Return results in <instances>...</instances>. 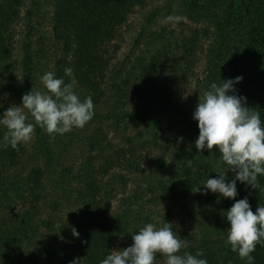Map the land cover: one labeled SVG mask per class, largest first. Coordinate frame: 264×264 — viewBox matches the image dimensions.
<instances>
[{
    "label": "rangeland",
    "instance_id": "374dc122",
    "mask_svg": "<svg viewBox=\"0 0 264 264\" xmlns=\"http://www.w3.org/2000/svg\"><path fill=\"white\" fill-rule=\"evenodd\" d=\"M192 1L143 0L140 6L134 8L120 30L117 49L111 46L109 48L108 77L111 80L113 76L131 78L128 85H120L122 88L118 92V98L107 80L99 95L98 92H86L73 83L74 80L69 75H63L66 83L73 84V90L81 100L92 97L94 116L83 128L74 127L63 135L48 138L54 158L51 167L55 174L53 180L58 182L56 175L63 174L66 177L62 179L66 180L67 186L79 188L81 180L78 177L83 175L82 167L87 160L90 161L86 163V169L93 167L95 171L102 172L100 184L102 188H107L103 191V195L107 197L105 218L115 228L121 229L111 252L130 246L133 243L132 235L146 223H153L159 228L164 222H170L173 231L182 241L178 254H195L196 248L213 244L216 249L227 248V253L223 251L213 260L209 259L210 254L202 257L207 259L208 264H246L225 243L230 227L223 216L226 213L211 206L209 195H213L212 192L201 194L202 184L207 178L218 177L221 173L217 167L223 165L219 156L216 169L211 171L213 176L202 175L200 170L205 166L203 164L211 161L218 148L214 146L210 151H198L194 143L199 129L198 122L193 119V112L199 96L211 85L207 67L209 50L216 40L217 32L211 24L188 19ZM21 2L19 19L15 21L9 34L11 56L6 59L0 55V117L7 108L22 106L21 97L30 91V86L36 91L46 92L41 77L50 71L56 75L57 59L62 57L51 34L52 2ZM222 2L217 13L222 17L232 12L231 17L227 15L224 27L234 40L222 66L228 77H243L242 57L248 34L244 22H239L235 14L240 11L248 12L252 3L249 0ZM175 16L182 19L178 22L168 19ZM26 44L30 45L33 57L30 77L24 67ZM189 45L192 50L187 51ZM153 59L161 62L159 85L175 96L180 107L178 111H165L156 101L151 89L147 88L148 81L146 79L145 82V78L148 76H142V71L152 64ZM173 62L176 65H172ZM26 80L30 82L29 87ZM132 87L141 94V99L135 97L136 103L132 101ZM5 93L8 95L5 96ZM23 111L29 122H32L28 110ZM6 131L4 126H0V150ZM37 136L39 133L36 126L31 140L19 145L30 150ZM42 153L45 154V150ZM130 155L136 158L135 169L123 165L115 167L112 164V161L123 156L131 158L129 160L132 163ZM22 158L16 171L17 176L7 179L9 187L0 185V235L6 231L3 227L5 222L9 223L18 216L21 204L25 201L19 192L14 191L18 188L19 180L39 163L32 151L27 154L26 159ZM3 164H0V177L14 172L13 169L5 171ZM226 179L231 180L232 177L226 175ZM45 184L47 188L52 186L51 181L46 180ZM198 187L201 191L195 192ZM26 192L23 191V194ZM133 194L139 200L127 209L129 203L123 204V200ZM54 201L57 199L48 195L40 204L39 210L44 221L50 220L56 225L64 221L69 212H77L81 204H84L76 194H69L67 201L53 204ZM43 230L46 231L45 228ZM165 261L166 257L157 253L153 264H165ZM8 264H14V260L8 261Z\"/></svg>",
    "mask_w": 264,
    "mask_h": 264
},
{
    "label": "trees",
    "instance_id": "16d2710c",
    "mask_svg": "<svg viewBox=\"0 0 264 264\" xmlns=\"http://www.w3.org/2000/svg\"><path fill=\"white\" fill-rule=\"evenodd\" d=\"M53 12L51 17V34L54 42L59 46L62 57L57 59L56 76L65 77V69L71 68L70 78L74 83L85 90L102 94V86L106 80L110 82L113 91L117 93V98L121 88L120 85H128L131 78L113 76L108 77L110 67L109 48L117 49L120 40V30L127 23L130 14L136 6H140L143 0H50ZM252 3L248 12H237L235 16L239 22H244L247 31L245 52L242 57L243 80L235 85L239 95L246 97V106L261 113V120L264 122V0H249ZM203 3V4H201ZM223 4L222 0H193L188 12L189 20L203 21L216 28L217 36L209 50L208 73L210 83L222 84V79L230 78L225 74L222 63L229 51L232 49L234 40L230 33L225 30L224 23L227 15L231 17L232 12L219 17L217 9ZM21 0H3L0 3V55L9 59L11 56V46L9 45V34L11 33L15 21L19 19ZM253 5H255L253 7ZM193 44V43H192ZM111 46V47H110ZM30 45H25L24 67L30 77L31 55ZM187 51L192 50L191 45L187 46ZM186 46H184V52ZM157 58V57H156ZM163 62V61H162ZM163 64V63H162ZM172 65H176L173 62ZM161 62L153 59L152 64L147 65L142 71V76L148 81V89L155 95L156 101L165 111L179 110L175 96L160 86L159 71ZM161 79V78H160ZM26 80V84H29ZM31 87V86H30ZM29 87L28 90H31ZM132 101L141 99V94L135 87L131 88ZM231 94V93H230ZM30 114V113H29ZM39 133L35 143H32L30 150L18 145L16 148L3 146L0 150V164L3 162L5 171L13 169L14 172L5 177H0V185L8 188L10 182L7 179L16 177V171L22 163V157L26 159L29 152H33L39 162L23 176L18 182L17 190L25 201L21 204L18 216L12 218L9 223L6 221L4 228L6 231L0 235V264H8L14 260V264H71L74 259H80L78 264H101V261L111 253L115 241L118 239L121 229L114 227L106 218L107 203L106 195L100 182L102 172L95 171L93 167L86 169L84 162L82 167L83 175H79L81 180L79 188L67 186L66 180L62 178L66 175H56L52 171L53 150L49 148L51 136L43 128L37 126ZM53 140V139H52ZM45 150V154L42 153ZM124 152L123 150H120ZM41 154V155H40ZM222 154L215 151L211 161L204 163L201 170L202 175L213 176L211 171L218 165V157ZM119 158L112 161V164L123 165L135 169L136 158ZM31 159V153H30ZM228 166L217 167L222 174L225 171L229 177L234 174L226 169ZM127 169V168H126ZM127 172L129 170H126ZM19 173V172H18ZM106 173V172H103ZM225 175V176H226ZM19 179V177H18ZM46 180L52 182L51 188L46 187ZM54 183V184H53ZM68 187V188H67ZM238 195L236 200L248 197L249 204L255 213L256 208L264 206V176H258L257 188L246 186L237 182ZM23 191H27L23 194ZM136 193V189H134ZM69 194H76L83 201V206L75 212L68 213L67 218L59 224H52L50 220L44 221L41 218V203L47 199L48 195L59 201L69 200ZM211 206L216 210L226 213L235 202L232 199L224 198L219 193L209 195ZM134 199V200H133ZM139 197L135 194L127 196L123 204L129 203L126 207L137 203ZM60 205V204H59ZM109 205V204H108ZM55 207V206H54ZM225 216V214H223ZM12 217V215H11ZM79 232V237L72 236V228ZM46 229L43 232V229ZM119 233V234H118ZM82 241L84 243H82ZM195 251H202L204 256L210 254L209 259L219 257L227 248L216 249L214 245L201 246ZM227 253V252H226ZM196 254V253H195ZM193 254V255H195ZM255 257L254 264H264V243L257 244L252 253Z\"/></svg>",
    "mask_w": 264,
    "mask_h": 264
},
{
    "label": "clouds",
    "instance_id": "9594fccd",
    "mask_svg": "<svg viewBox=\"0 0 264 264\" xmlns=\"http://www.w3.org/2000/svg\"><path fill=\"white\" fill-rule=\"evenodd\" d=\"M168 19L178 22L182 17ZM65 73L71 75L72 69L66 68ZM222 80L219 85L211 83L208 90L199 96L193 112L199 129L194 143L198 151H210L217 146L222 161L228 166L226 169L234 176L227 180L225 171L218 173V177L206 179L202 184L203 191L198 187L195 192L201 191L203 195L209 191L219 193L235 201L224 216L230 224L225 243L246 264H254L252 253L257 244L264 243V206L259 205L254 213L247 196L236 200L237 182L256 189L258 176H264V122L261 113L246 106V97L239 95L235 88L243 77ZM41 82L46 92L32 88L22 95V106L13 105L0 117V126L7 129L2 138L3 146L16 148L20 143L30 141L36 126L45 129L54 138L57 134L70 132L74 127L83 128L92 120V97L81 100L72 83L57 78L51 71L43 74ZM23 109L28 110L32 122H29ZM72 236L79 237L75 227L72 228ZM132 240L127 248L108 254L101 264H153L157 253L166 257L165 264H208L207 259L202 258V251H197L195 255L188 252L178 254L182 241L170 222H164L159 228L153 223H146L132 235ZM79 260L74 259L71 264H78Z\"/></svg>",
    "mask_w": 264,
    "mask_h": 264
}]
</instances>
